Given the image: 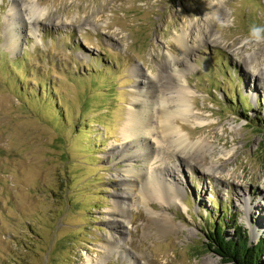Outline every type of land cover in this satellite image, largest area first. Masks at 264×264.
Here are the masks:
<instances>
[{
    "label": "rangeland",
    "instance_id": "obj_1",
    "mask_svg": "<svg viewBox=\"0 0 264 264\" xmlns=\"http://www.w3.org/2000/svg\"><path fill=\"white\" fill-rule=\"evenodd\" d=\"M166 74L193 159L156 142V94L123 135ZM220 219L264 237V0H0V264H225Z\"/></svg>",
    "mask_w": 264,
    "mask_h": 264
},
{
    "label": "bare ground",
    "instance_id": "obj_2",
    "mask_svg": "<svg viewBox=\"0 0 264 264\" xmlns=\"http://www.w3.org/2000/svg\"><path fill=\"white\" fill-rule=\"evenodd\" d=\"M180 42L183 44L182 41H180ZM252 71H257L258 74H260L258 69H253ZM256 76H257V74H256ZM165 78L168 79L170 84L167 85V84H164L165 82H163V83L161 82L159 84L160 89L158 90V92L160 93L159 95L157 94L158 92H156V89L153 86L150 87L148 85L150 83L152 84V81H150V78H149V80H147L146 85L143 84V88H145V89L144 90L142 89L141 91L137 92V94H134L135 95L134 99L136 101H134L132 103V108H130L127 111V114L125 115L126 116L125 123L122 126L123 135H124L125 139H129L131 142H133V140H136V139L138 141V139L142 138L150 130V128H151L149 125L150 121L147 118V116H148V113L151 109L150 106L152 104V98H153L154 94H156L157 95L156 99H161V101H162V103L158 104V108L156 111L157 112V119L156 120L159 123V125L156 128V131L154 132V133H157V136L155 139L156 142L157 143L163 142V145H164L163 147L166 146V149H168V150L170 149L171 154L177 155V153H175V151L181 153L182 155H180V154L177 155V158L180 160L185 161L184 157H187L188 159H193L192 158L193 155L191 154V150L197 151V148H199V147H201V148L204 147V150H207V147L209 146V148H210V145L205 140L191 141L189 139V137L187 136V134L182 132L180 125H178V124L174 125L173 124L174 120L177 117L179 118V121H181V122L184 121L183 117H187V118L192 117V119L195 120V124H197V125L200 124L201 122H200V120L198 121L196 117L191 116V114H190L189 95L191 94V91L189 89H187V87H184V85L183 86L182 85H174V90H172L173 84L175 83L174 80L176 78H174L171 74H166ZM147 85H148V87H147ZM167 90H169V91H167ZM169 92H174L175 95L173 94V96L168 97ZM138 100H139V103H138ZM135 102L142 105L141 109L139 108L140 110L138 109V111H136L133 108V104ZM133 110H135V111H133ZM150 113H149V116H150ZM151 131H152V129H151ZM205 147H206V149H205ZM139 148L141 150H144L143 146H141V145ZM198 150H200V149H198ZM162 151H163V149H162ZM228 155H229V152H225L222 156L229 157ZM195 159H197V158H195ZM126 172H130V171L127 170ZM139 186H140V189H139L138 193L141 195L142 198H144V200L145 199H147L149 201L155 200L162 207L170 206V203L175 200L174 199V200L167 201V199H165L166 192L164 193L163 189L159 188L160 186L156 187V185H155L151 188L146 183L144 184V182H142L141 185H139ZM119 233H121V234L123 233V230L121 228H119ZM115 239L116 238H112V240H115ZM110 243H113V241ZM116 244H118V242ZM108 248H109L108 250L113 251L111 246H108ZM204 264H214V262L211 261L210 259H208Z\"/></svg>",
    "mask_w": 264,
    "mask_h": 264
},
{
    "label": "trees",
    "instance_id": "obj_3",
    "mask_svg": "<svg viewBox=\"0 0 264 264\" xmlns=\"http://www.w3.org/2000/svg\"><path fill=\"white\" fill-rule=\"evenodd\" d=\"M209 228L208 247L221 257L225 264H264V237L252 244L247 230L238 225L223 224L222 220H212ZM232 228L235 235L231 238L224 236L223 230Z\"/></svg>",
    "mask_w": 264,
    "mask_h": 264
}]
</instances>
